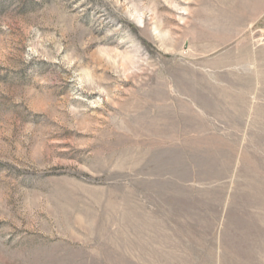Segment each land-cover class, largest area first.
<instances>
[{"label":"rangeland","instance_id":"1","mask_svg":"<svg viewBox=\"0 0 264 264\" xmlns=\"http://www.w3.org/2000/svg\"><path fill=\"white\" fill-rule=\"evenodd\" d=\"M0 264H264V0H0Z\"/></svg>","mask_w":264,"mask_h":264}]
</instances>
